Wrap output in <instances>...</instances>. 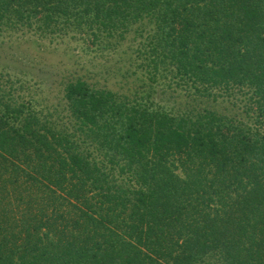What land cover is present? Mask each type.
Instances as JSON below:
<instances>
[{"label":"trees","instance_id":"trees-1","mask_svg":"<svg viewBox=\"0 0 264 264\" xmlns=\"http://www.w3.org/2000/svg\"><path fill=\"white\" fill-rule=\"evenodd\" d=\"M0 27L149 49L48 108L0 80V264H264V0H0Z\"/></svg>","mask_w":264,"mask_h":264},{"label":"rangeland","instance_id":"rangeland-1","mask_svg":"<svg viewBox=\"0 0 264 264\" xmlns=\"http://www.w3.org/2000/svg\"><path fill=\"white\" fill-rule=\"evenodd\" d=\"M8 31L9 29L0 27V42L10 43V45H6L12 47L9 52L0 50V60L2 59L0 80L9 83L6 89L12 88L14 96L19 100L37 99L40 103L45 102L44 108L50 107L51 103L62 98L60 79L66 78V76H80L84 79L97 81V75L102 76L108 71L112 73L115 70L121 73L123 70L129 69L130 64H135L134 54L137 50H141L142 53L149 50L146 47V41L143 39L135 41L133 34L126 37V41L117 53L100 55L99 53L88 54L82 50L81 45L70 43L71 34L67 38L45 35L42 37L46 38L45 41L37 44L32 42L34 35L26 34L28 32L25 33V30L16 33ZM50 41L56 43L55 47L47 46ZM141 64L142 61L139 60L136 65L140 66ZM15 66L28 68L27 74L16 70ZM155 73V70L150 68L149 73L142 71L137 77L143 79L144 87L146 84L150 85L146 89L157 94L162 102L167 101L170 94L172 97H176L182 92L185 93L183 90L188 88L187 84L184 85L172 74L162 72L156 77ZM155 78L158 81L152 82L151 80ZM38 80L41 82L39 83ZM168 100L170 103L173 101L170 98ZM154 102L159 105L158 102ZM176 105L177 108L181 107L178 103Z\"/></svg>","mask_w":264,"mask_h":264}]
</instances>
